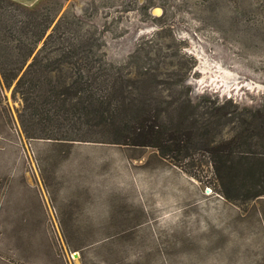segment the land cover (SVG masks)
Returning a JSON list of instances; mask_svg holds the SVG:
<instances>
[{
    "label": "rangeland",
    "instance_id": "rangeland-1",
    "mask_svg": "<svg viewBox=\"0 0 264 264\" xmlns=\"http://www.w3.org/2000/svg\"><path fill=\"white\" fill-rule=\"evenodd\" d=\"M8 1L51 12L47 35L69 22L71 42L91 39L90 59L131 96L146 94L165 125L180 107L193 130L225 117L208 144L180 142L163 157L30 139L22 100L0 78V264H264V195L233 199L208 154L248 129L230 153L264 170V0ZM1 5L9 26L24 15Z\"/></svg>",
    "mask_w": 264,
    "mask_h": 264
},
{
    "label": "trees",
    "instance_id": "trees-1",
    "mask_svg": "<svg viewBox=\"0 0 264 264\" xmlns=\"http://www.w3.org/2000/svg\"><path fill=\"white\" fill-rule=\"evenodd\" d=\"M2 3L16 5L0 0V11ZM16 7L24 15L12 16L10 26L2 22L0 13V78L6 87L14 85V93L22 100L28 138L153 148L163 157L180 142L184 147L195 139L208 144L213 123L225 117L213 112V121L193 130L180 107L183 115L177 123L165 125L159 115L163 110L154 116L146 94L131 96L117 77L109 81L110 75L96 65L100 59H90L91 39L77 37L71 42L69 22L55 24L47 35L55 19L51 12ZM247 130L240 133L239 146L247 144L251 135ZM87 134H97L99 139L89 141ZM236 143L225 142L208 153L213 174L219 187L235 192L233 199H257L264 195V170L258 167L262 161L233 157L235 153L230 152Z\"/></svg>",
    "mask_w": 264,
    "mask_h": 264
},
{
    "label": "water",
    "instance_id": "water-1",
    "mask_svg": "<svg viewBox=\"0 0 264 264\" xmlns=\"http://www.w3.org/2000/svg\"><path fill=\"white\" fill-rule=\"evenodd\" d=\"M159 11H162V9L160 8V7H154L152 10H151V13H152V15H154V16H156V17H159L161 14H162V12L161 13H159L158 14V12ZM76 256V255H75Z\"/></svg>",
    "mask_w": 264,
    "mask_h": 264
},
{
    "label": "bare ground",
    "instance_id": "bare-ground-1",
    "mask_svg": "<svg viewBox=\"0 0 264 264\" xmlns=\"http://www.w3.org/2000/svg\"><path fill=\"white\" fill-rule=\"evenodd\" d=\"M161 12H162V11H159L158 14L161 13ZM159 15H160V14H159ZM223 74H224V73H223ZM225 74H226V73H225ZM225 74L222 75V79H223V80H228V79H227V76H226ZM227 74H228V73H227ZM229 77H230V75H229ZM233 80H234V79H233Z\"/></svg>",
    "mask_w": 264,
    "mask_h": 264
},
{
    "label": "crops",
    "instance_id": "crops-1",
    "mask_svg": "<svg viewBox=\"0 0 264 264\" xmlns=\"http://www.w3.org/2000/svg\"><path fill=\"white\" fill-rule=\"evenodd\" d=\"M15 1H18V2H20V3H23L21 0H15ZM25 4L31 5V4H33V2L25 3Z\"/></svg>",
    "mask_w": 264,
    "mask_h": 264
}]
</instances>
